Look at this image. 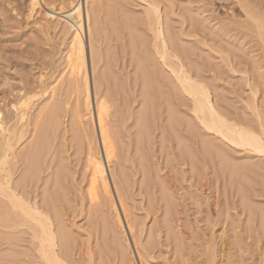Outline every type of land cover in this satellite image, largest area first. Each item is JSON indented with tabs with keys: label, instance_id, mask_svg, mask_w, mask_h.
<instances>
[{
	"label": "rangeland",
	"instance_id": "1",
	"mask_svg": "<svg viewBox=\"0 0 264 264\" xmlns=\"http://www.w3.org/2000/svg\"><path fill=\"white\" fill-rule=\"evenodd\" d=\"M30 1L0 0V121L12 116L20 95H34L30 98L31 124L17 148L25 149L40 137L42 145L41 153L33 156L30 171L29 165L19 161L15 178L19 180L25 168L34 176L38 199L56 191L61 197V206H56L59 216L69 208L70 217L64 215L61 222L73 239L76 263L88 264L80 251L87 248L83 243L90 241L95 249L94 264H124L119 258L122 249L130 255L110 198L101 194V206L90 200L87 188V157L76 119V100L85 110L84 93L76 94L69 83L72 31L59 15H47L42 2V8L31 10ZM45 2L57 11L70 6V0ZM80 2L91 101L95 104L96 78L100 95L111 105L117 158L107 167L108 179L113 196L122 199L129 221H133L134 237L148 251V257L142 256L143 264H209V257H213L211 264H264V156L211 139L203 129L198 149L191 147L187 132L181 136L164 132L175 114L189 118L188 107L179 108L170 94H165L168 91L146 84L139 59L151 54L149 46L140 48L133 39L148 36L145 28L136 20L133 38L129 28L127 34L119 33L118 12L111 11L118 0ZM164 2L168 36L174 35L192 54L194 69L202 71L211 85L213 102L230 119L258 128V122H264V52L255 34L241 29L238 20H243L240 4L264 15V0H174V11ZM124 3L127 16L142 19L140 0ZM88 25L96 74L90 60ZM248 80L258 86L254 93ZM144 118L149 127L142 134L140 120ZM208 140L215 144L210 150ZM218 152L233 162L227 169ZM243 166L245 170L235 173ZM57 172L60 176L55 178ZM115 241H119L118 250Z\"/></svg>",
	"mask_w": 264,
	"mask_h": 264
},
{
	"label": "bare ground",
	"instance_id": "2",
	"mask_svg": "<svg viewBox=\"0 0 264 264\" xmlns=\"http://www.w3.org/2000/svg\"><path fill=\"white\" fill-rule=\"evenodd\" d=\"M140 1L144 9V16L142 19L127 16V10L125 9L127 6L124 0H118L119 3L116 2L117 5L113 3L114 7H111V11L113 13H116V11L118 12L117 20L120 25L119 33L125 34L127 28H129L133 38V31L135 30L133 22L136 20L148 33V36L141 35V37L133 38L136 39V43L140 48H145L146 45H148L151 53L139 59V69L144 74L146 84L149 87H154L156 84V86H159L162 90L168 91L169 93L166 92L165 94L168 96L170 94V97L173 99L172 102L179 108L183 107V105L188 107L187 113H189V116H186L189 118L184 119L180 114L172 115L173 117L164 128V132L166 130L172 131L175 136L177 132H179L178 136H181V132H187L192 143L191 147L198 149L200 143L199 132L205 130L212 137L211 139L219 138L230 146L242 148L244 151L254 156H264V122H258V129L248 122L238 119L232 120L228 115H225V113L221 111V107L218 108L217 104L213 102L211 95L212 88L205 80L203 72L194 69L191 59L192 54L187 52L188 50L185 46L182 45L174 35L168 36L166 27L169 26V23L164 19L165 13L162 10V6L165 4L164 1H166V4L171 6L174 11V0ZM30 2L31 10H34L37 6L41 7L42 2L46 7L47 15L55 17L59 15L63 21L69 23V29L72 31V40L68 52V66L71 76L69 83L73 86V91H75L76 94L79 95V93H84L82 104L85 112L81 110V103L76 100V117H78L76 119L79 121H77V123L81 125V139H83L82 142L86 151V172L89 175V187L87 188L90 192V200L101 204V202H99L101 194H103L105 198H110L109 201L112 209L115 211L117 221L123 229L122 231L128 249L127 254L130 255V257H127L122 249L119 258H121L124 264H143L142 256L148 257V251L142 248V246L139 245L140 242L138 243L136 237H134L133 227L135 228V226L131 223L133 221H129L122 199H120L119 196L115 199L113 196L114 194L112 193L108 179L107 167L109 168L110 163L113 162L112 160L117 158V147L110 118L111 105L106 98L100 95L97 82L99 80L96 78L94 79V89L96 90L95 104L91 101L89 74L87 70V50L85 40L82 36L85 27L83 21L81 22V2L80 0H70V6L68 5L69 8L64 9L61 7V11H57V8L54 6H48L45 0H31ZM240 11H242L243 15V20H238L240 28L255 34L258 38V44H260L261 50L264 52V15H257L255 10L252 11V8L250 9L244 4H240ZM87 18L89 20V13H87ZM88 33L90 38V60L92 62V70L95 73L96 56L94 45L91 43L92 30L90 25H88ZM96 77H98V75ZM100 80L103 81V77H101ZM247 85L253 93L258 87L257 85L251 84L250 80H248ZM20 96L17 103L14 104L15 109L14 113L11 112L12 116L9 115L10 117L6 122L0 121V264H77L78 262L76 263L72 257L73 239L65 226V222H61L64 219V215L70 217L67 213L69 208L67 211L64 208L66 212H63L64 215H61L62 217L59 216L58 212L60 211L57 210L56 206L61 204L58 203V201H61V197H59L56 191L49 193L46 198L43 197L42 199H38V194L36 193L37 185L35 184L36 181H34V176L27 173V171L31 169L30 165L33 163L31 161L35 159L33 156L41 153L39 150L42 147L40 143L41 137L40 140L38 137L36 138V140L38 139L37 141H31L32 143L30 142L31 144L29 143L30 145H27L28 147L25 146V149L22 148L18 150L17 148L22 144L21 141L27 134L25 128L28 127L30 123H28L30 101L33 99L32 97L34 95L31 97H28L30 95L27 94L24 95L25 97L22 95ZM167 101L168 104L171 103L170 99H167ZM167 101L164 99L165 103ZM171 107L170 109L172 110L173 108ZM255 108H257L256 105ZM74 113L75 112H73V114ZM40 114L38 113V116H40ZM12 121L13 123L9 124ZM90 124L92 125L91 129ZM148 127L149 124L146 118L140 120V133H146ZM38 131L41 133L40 128ZM32 134L33 133H31V135ZM42 134L43 133H41V135ZM39 135L40 134H38V136ZM212 135L215 136V138H213ZM43 138L42 136V139ZM183 138L186 139V137ZM206 146L210 150L213 146L215 147V144H212V141L208 140L206 141ZM226 146L228 145L226 144ZM184 151L186 150L184 149ZM219 153H221V155L224 154L222 152H218V154ZM178 154L179 157L183 156L181 150ZM222 156L221 163L223 162L225 166H221L224 168L231 166L230 163L233 162L229 163V160L224 156L222 158ZM225 156H227L226 151ZM19 161L29 166L27 168L28 170L26 169L27 171H25V168L23 169V175L17 180L15 174L16 166ZM238 165L242 166V163L237 164V166ZM232 166L234 167L233 164ZM248 166L247 167L250 168L252 164ZM238 169L245 170L243 166L242 168H237L236 171L234 170L235 173L242 172V170L239 171ZM58 172L54 173V175L56 174L54 176L55 178L60 176ZM94 202L91 203L94 204ZM59 206L61 205L57 207ZM101 206H103V203ZM168 206H170L169 203ZM73 224H75V222H73ZM111 230L115 231L113 228H111ZM116 241L113 245L118 250L119 241L117 244ZM83 245L87 246V248H82L80 256L85 257L88 260V264H94L95 249L92 243L88 241V243H83ZM116 255H118V253H116ZM211 258L213 257H209L207 263L210 262L209 264H211Z\"/></svg>",
	"mask_w": 264,
	"mask_h": 264
}]
</instances>
